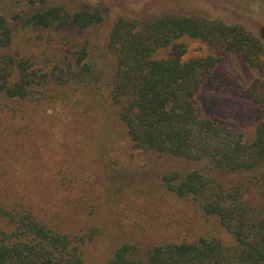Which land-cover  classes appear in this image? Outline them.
<instances>
[{"label":"trees","instance_id":"16d2710c","mask_svg":"<svg viewBox=\"0 0 264 264\" xmlns=\"http://www.w3.org/2000/svg\"><path fill=\"white\" fill-rule=\"evenodd\" d=\"M57 1L26 0L22 14L0 15V264H85V245L96 232L64 229L72 208H61L62 196L55 201L47 193L77 190L85 179L81 172L88 170L85 162L74 157L77 170L64 179L56 171L33 169L25 159L36 139L44 140L43 126L61 138L68 126L86 124L79 135L96 136L100 130L93 123L99 126L104 116L94 89L95 63L87 57V32L102 23L103 14L98 8L68 11ZM188 40L238 54L257 74L246 93L264 106L263 42L241 25L179 14L115 19L107 39L115 60L109 95L133 148L204 161L209 170L238 175L230 184L198 170L163 177L169 192L215 217L229 241L126 242L104 264H264V119L245 141L230 126L203 116L196 96L219 58L183 59ZM49 51L63 52L57 73L40 66H47ZM64 104L73 107L68 117ZM71 135L78 136L75 130ZM89 148L81 141L75 149L65 146L80 155L91 153ZM55 206L62 214L52 212Z\"/></svg>","mask_w":264,"mask_h":264},{"label":"rangeland","instance_id":"374dc122","mask_svg":"<svg viewBox=\"0 0 264 264\" xmlns=\"http://www.w3.org/2000/svg\"><path fill=\"white\" fill-rule=\"evenodd\" d=\"M56 3L63 4L68 11L98 8L103 14L102 23L87 32L90 41L87 57L95 63L93 73L98 83L94 89L104 116L99 126L93 123L95 131L98 127L100 130L96 136L79 135L85 130L78 132V128L86 124L68 126V132L60 133L61 138L57 132L50 133L43 126L44 133L41 132L39 138L47 141L36 139L35 150H29L27 154L30 157L25 159L33 169L37 167L46 173L56 171L57 178L64 179L77 170L74 157H79L87 165L88 172H81L85 179L77 190L72 188L63 195L57 190L47 192L54 194L55 201L62 196L65 204L61 208L67 210L68 205L72 208L71 213L67 210L69 219L63 224L64 229L85 233L96 230L85 245V264H104L111 250L126 242L145 245L195 241L201 237L228 242V233L217 219L202 215L191 199L179 198L169 192L163 185V177L172 172L183 176L198 170L230 184L238 175L209 170L204 161H190L132 147L118 118V108L109 95L108 81L114 71L115 60L107 48V39L113 22L119 16L141 19L179 14L241 25L264 44V0H58ZM26 8V0H0V15L22 14ZM82 35L86 36L85 33ZM186 43L183 59L210 54L219 58L196 96L203 116L230 126L242 134L245 141L252 140L255 126L264 119V106L255 104L246 93L257 76L254 69L238 54L210 47L198 40ZM48 53L50 60L47 66L39 62L40 66L49 74L52 71L57 73L54 66L64 65L63 52ZM68 56L72 60L70 52ZM62 106L64 117L70 116L73 107ZM66 108L68 112H65ZM45 121L43 117L38 119L41 127ZM73 130L78 136L71 135ZM45 132H49L46 137ZM48 137L52 138L51 142ZM78 141L86 147L90 145L91 153L80 155L66 151L67 144L75 149ZM95 176L98 180L91 179ZM87 179L91 180L90 185ZM97 195L98 205L94 202ZM46 200L50 201L48 197ZM92 205L95 209L91 212ZM58 210L55 206L52 212L62 214Z\"/></svg>","mask_w":264,"mask_h":264}]
</instances>
